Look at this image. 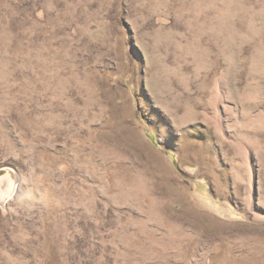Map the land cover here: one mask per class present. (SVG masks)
I'll return each instance as SVG.
<instances>
[{"label":"rangeland","instance_id":"obj_1","mask_svg":"<svg viewBox=\"0 0 264 264\" xmlns=\"http://www.w3.org/2000/svg\"><path fill=\"white\" fill-rule=\"evenodd\" d=\"M0 264H264V0H0Z\"/></svg>","mask_w":264,"mask_h":264}]
</instances>
